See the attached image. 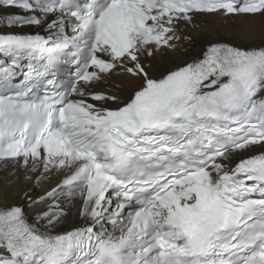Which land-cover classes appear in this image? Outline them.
I'll return each instance as SVG.
<instances>
[{"label": "snow or ice", "instance_id": "snow-or-ice-1", "mask_svg": "<svg viewBox=\"0 0 264 264\" xmlns=\"http://www.w3.org/2000/svg\"><path fill=\"white\" fill-rule=\"evenodd\" d=\"M0 9V167L58 177L0 191V264H264V0ZM198 16L262 43L172 59ZM62 196L83 224L62 227Z\"/></svg>", "mask_w": 264, "mask_h": 264}, {"label": "bare ground", "instance_id": "bare-ground-1", "mask_svg": "<svg viewBox=\"0 0 264 264\" xmlns=\"http://www.w3.org/2000/svg\"><path fill=\"white\" fill-rule=\"evenodd\" d=\"M4 11V9H0V13ZM255 23L258 24V22ZM185 31L191 37V40H183L181 48L170 54L172 59H188L189 57L197 56L201 52V49L206 46V41L209 38L214 40L221 38L225 40L235 39L237 44L243 43L251 47H258L262 43L259 29L257 28L255 31H252L249 23L245 22L242 17L227 19L224 17L198 16L195 18V23L190 25ZM166 62L170 63L171 61ZM105 87H108V85H105ZM56 179L58 177H52L48 184L33 187L31 183L23 182L22 173L15 172L12 169L5 171L3 167H0V191L6 192L9 200L12 202L23 200L25 191L33 195L43 194L44 189L49 184H54ZM59 203L60 208L66 214L70 210V215H68V219L62 227L70 229L72 226L83 224V218L77 213L78 198L70 200L62 196Z\"/></svg>", "mask_w": 264, "mask_h": 264}]
</instances>
